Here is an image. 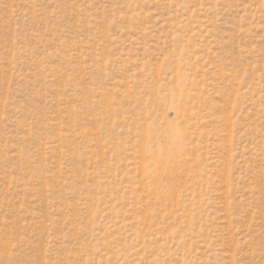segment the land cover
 Masks as SVG:
<instances>
[{
  "label": "rangeland",
  "instance_id": "rangeland-1",
  "mask_svg": "<svg viewBox=\"0 0 264 264\" xmlns=\"http://www.w3.org/2000/svg\"><path fill=\"white\" fill-rule=\"evenodd\" d=\"M0 264H264V0H0Z\"/></svg>",
  "mask_w": 264,
  "mask_h": 264
}]
</instances>
